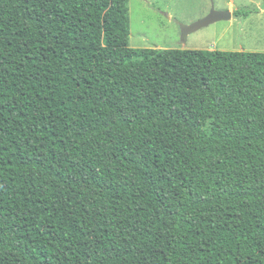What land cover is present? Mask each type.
Returning a JSON list of instances; mask_svg holds the SVG:
<instances>
[{
	"label": "trees",
	"instance_id": "1",
	"mask_svg": "<svg viewBox=\"0 0 264 264\" xmlns=\"http://www.w3.org/2000/svg\"><path fill=\"white\" fill-rule=\"evenodd\" d=\"M128 13L0 0V264H264V53L132 49Z\"/></svg>",
	"mask_w": 264,
	"mask_h": 264
},
{
	"label": "rangeland",
	"instance_id": "2",
	"mask_svg": "<svg viewBox=\"0 0 264 264\" xmlns=\"http://www.w3.org/2000/svg\"><path fill=\"white\" fill-rule=\"evenodd\" d=\"M129 41L132 49H184L264 53V0H128ZM214 10L231 12L221 21L182 39L190 26ZM253 11L235 17L234 11Z\"/></svg>",
	"mask_w": 264,
	"mask_h": 264
},
{
	"label": "water",
	"instance_id": "3",
	"mask_svg": "<svg viewBox=\"0 0 264 264\" xmlns=\"http://www.w3.org/2000/svg\"><path fill=\"white\" fill-rule=\"evenodd\" d=\"M232 17V13L225 11V12H217L212 10L210 14L205 17L204 19L190 25V26H182L181 27V33H182V39L186 41L187 37L195 33L203 28H206L212 24H215L217 22L221 21H229Z\"/></svg>",
	"mask_w": 264,
	"mask_h": 264
}]
</instances>
